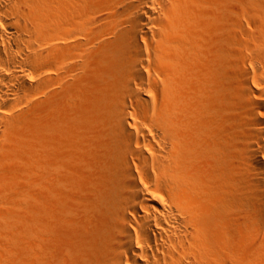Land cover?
<instances>
[{
  "label": "bare ground",
  "instance_id": "1",
  "mask_svg": "<svg viewBox=\"0 0 264 264\" xmlns=\"http://www.w3.org/2000/svg\"><path fill=\"white\" fill-rule=\"evenodd\" d=\"M102 50L140 119H106L82 194L61 102ZM263 224L264 0H0V264H262Z\"/></svg>",
  "mask_w": 264,
  "mask_h": 264
},
{
  "label": "rangeland",
  "instance_id": "2",
  "mask_svg": "<svg viewBox=\"0 0 264 264\" xmlns=\"http://www.w3.org/2000/svg\"><path fill=\"white\" fill-rule=\"evenodd\" d=\"M106 52V51H105ZM104 52V50H102V51H100L99 52V56H98V59L96 60V61H94L96 64H97V67L96 68H94V73L93 74H91V72H90V76H91V79H92V81H91V84H90V87H92V93H96V94H94V95H97V96H99V100L98 101H95L94 99H92V98H95L94 97V95H89V94H86L84 97H85V99H80V101L78 100V102L76 103V104H69V102H67V101H63V104H62V102H61V105L63 106L64 105V107L65 108H63L66 112H65V114H64V116H66L65 117V119H67V122H68V124L66 125L67 127H69V129H67L68 130V132L70 131V130H72V131H70V132H79V136H81V138L83 137H85V141H83L84 139L82 138H79V139H76L75 138V136H74V138L72 137H68V138H70L72 141H73V139L75 140V142H77L75 145L77 146L78 145V147H79V149H78V147L77 148H75V145H74V143H72L68 148H67V146H66V148L68 149H64V150H66V151H64V150H62V149H59V150H62V151H60L59 152V155L58 154H56V152H58L59 150H57L56 152H54L55 151V149H53V147L55 146H53L52 144H49V143H52V139L50 138V139H48V137H46L47 138V144H49V145H47L45 142V145H47V147L43 144V142H42V144H43V146H44V148H43V146H42V149L45 151L46 150V152L49 150L51 153H49V152H47L48 154H46V152H45V154H43L44 153V151L42 150V152L40 151V157H42V159H43V157L45 158V160H49V158H50V156L52 155V152H53V155H56V156H54V158H52L51 157V159H50V161H52L53 159H55V161H56V159H59L60 157H63L64 156V158H67L68 156H70V155H72L71 153H70V155H68V153L70 152V151H72V149L70 150V147L71 146H73L76 150H77V152H79V153H77L78 155L80 154L81 155V157H80V155L78 156V158L79 159H81L82 158V160H79L78 158H77V160H76V154H75V156L76 157H71V158H73V159H75L74 161H73V159H71V160H69L70 159V157L69 158H67L68 159V161L66 160V163H65V165H66V167H67V171H68V173H70V171L72 170V172L74 171L73 169H76V174L73 172V174H75L74 176H72V175H70L69 174V178H72L73 177V179L75 178V179H77V174H80V175H78V177H85V179H87L88 180V183L87 182H85L84 181V183L86 184H84L83 183V181H82V179H81V181L80 182H82L83 183V186H82V189H83V191H82V194H85V193H88L89 192V190H87L88 188L86 187V186H88V184H89V178H91V183H94V181L92 180V179H94L95 180V178L97 179L98 177H96L97 175H98V172H95V170L94 169H90V168H92V166L94 167V163L96 164V161H94V160H96L95 158H93V156H92V154H91V151H93L92 150V148L93 147H95L96 145H95V143L96 142H98V144H100L99 142H107L106 144H108V146L110 145L109 144V141H110V138H109V136L111 135V133H112V129L113 128H111L110 126H108V125H106L107 124V118H109L110 116H112L113 114H115V116H112V118H116V119H114V120H116V121H118L120 118V111L121 110H119V109H123L122 107V105L124 104V101H121L122 103H120L119 104V102L120 101H118L117 102V99L118 98H120L121 100H122V98L121 97H118L117 96V93H115V91H116V85H118L119 83H120V80H121V74L120 73H122L123 71H124V68L122 69V67H120V63H121V61L119 60V58L113 53V51H108L107 53H105ZM102 57V58H101ZM99 66V67H98ZM120 68V69H119ZM96 69V70H95ZM109 71H111V72H113V74H114V79H113V82H115L114 83V85H113V87L115 88V91H114V89H113V87H111L112 85H111V83L107 80L108 78H107V76H108V72ZM96 74V75H95ZM94 84V85H93ZM95 90V91H94ZM136 90H137V87H136V85L134 86V90H133V92L130 94L131 96H134L135 94H136ZM97 91V92H96ZM119 96H120V94H118ZM117 98V99H116ZM119 99V100H120ZM89 101V102H88ZM96 103H95V102ZM128 101V100H127ZM126 101V102H127ZM92 102V103H91ZM98 102V103H97ZM100 102V103H99ZM65 103V104H64ZM68 103V104H67ZM95 103V104H94ZM131 104V107L129 106L130 104ZM129 104V105H128ZM80 105V106H79ZM119 105H121V106H119ZM124 105H126V106H129V107H125V109L127 108V110L129 111V112H127V114H128V119L129 120H133V118L135 119V117L137 118L136 120L138 121L140 118H139V116H138V114H135V106L133 105V103L132 102H130V101H128V103H126V104H124ZM111 106V107H110ZM134 106V107H133ZM81 107V108H80ZM91 107V108H90ZM118 107H121V108H119L118 109ZM95 108V109H94ZM118 109V110H116V109ZM68 109H70V110H68ZM114 109V110H113ZM82 110V111H81ZM70 112V113H69ZM112 112V113H111ZM114 112V113H113ZM117 114H116V113ZM119 112V113H118ZM72 113H74V114H72ZM119 115V117H117ZM103 117V118H102ZM130 117H132V118H130ZM76 119V120H75ZM101 119H102V121H101ZM100 120V121H99ZM104 120V121H103ZM109 120V119H108ZM74 121V122H73ZM96 121H98L97 122V124H96ZM104 122V123H103ZM100 123H101V125H100ZM108 124H109V122H108ZM96 125H100V127H98V126H96ZM92 126V127H91ZM91 129V130H90ZM98 129V130H97ZM106 132V133H105ZM85 133V134H84ZM93 133V134H92ZM95 133V134H94ZM97 133V134H96ZM71 134V133H70ZM81 134V135H80ZM98 134H100L99 136H98ZM88 136V137H87ZM103 136H105V137H103ZM67 138V139H68ZM70 139H69V141H68V143L69 142H72V141H70ZM80 139H81V141H80ZM49 140V141H48ZM109 140V141H108ZM79 141V142H78ZM82 142V145L80 144ZM101 142V143H102ZM53 143L54 144H56V141L54 140L53 141ZM70 144V143H69ZM95 145V146H94ZM91 146V147H90ZM50 147V148H49ZM86 147V148H85ZM96 147H98V146H96ZM88 148V149H87ZM50 149H53V151L52 150H50ZM74 149V152L76 153V150ZM85 149V150H84ZM94 149V152H92V153H94L95 154V151H96V149L95 148H93ZM66 152H68L67 154H65ZM73 152V153H74ZM44 155H42V154ZM51 154V155H50ZM85 154V155H84ZM91 154V155H90ZM48 155V156H47ZM58 155V156H57ZM46 157H47V159H46ZM49 157V158H48ZM58 157V158H57ZM94 157H96L95 155H94ZM91 158H93L94 160H92ZM47 160V161H48ZM85 160V161H84ZM54 161V160H53ZM73 161V162H72ZM79 161H82V162H79ZM87 161V162H86ZM46 162V161H45ZM44 162V163H45ZM67 162L69 163L70 162V164H69V167H68V164H67ZM71 162L72 163H74L73 165H75V164H77V165H75L76 167L74 168V166H73V168L71 169L70 168V166L72 165L71 164ZM76 162V163H75ZM81 163V164H80ZM79 164L80 165H82V168H80L79 167ZM72 167V166H71ZM79 167V168H78ZM95 167H96V165H95ZM85 168V169H84ZM43 169H45V168H43ZM69 169V170H68ZM80 169V170H79ZM96 169V168H95ZM84 170H86V171H88V173H90V174H88V173H85L86 171H84ZM97 170V169H96ZM66 171V172H67ZM93 173H92V172ZM35 172H38L37 170H35ZM41 172H42V170H41ZM41 172H38V174L39 173H41ZM67 173V174H68ZM84 173H85V175H84ZM96 173V174H95ZM96 175V176H95ZM70 176H72V177H70ZM72 179V180H73ZM74 179V180H75ZM84 180V179H83ZM78 181V182H79ZM93 181V182H92ZM73 182V181H72ZM74 182H77V181H74ZM95 183H96V181H95ZM39 184V183H38ZM81 184V183H80ZM85 185V186H84ZM80 186V185H79ZM78 186V187H79ZM77 187V188H78ZM81 187V186H80ZM84 188H87L86 190L84 189ZM84 191H85V193H84ZM35 193H36V191H35ZM87 195V194H86ZM33 197H35V195H34V193H33V195H32ZM263 227V228H262ZM262 227L260 228V231H262L261 233H262V235H261V241H262V243L264 244V224L262 225ZM261 247V250L262 251H264V248L261 246V245H259V248ZM263 254H264V252H263ZM27 258H28V256L27 257H25L24 255H22V254H16L15 256H14V258H13V260H12V257H11V263L10 262H7L8 264H29L28 262L29 261H27ZM250 258H251V263H252V261H253V259L255 258H253L252 256H251V252L250 253H248V255L246 256V255H244V260L246 261V262H250L249 260H250ZM249 259V260H248ZM6 261H9V257L7 258V260ZM262 264H264V261H263V263Z\"/></svg>",
  "mask_w": 264,
  "mask_h": 264
}]
</instances>
